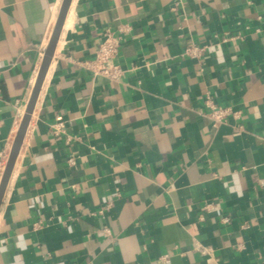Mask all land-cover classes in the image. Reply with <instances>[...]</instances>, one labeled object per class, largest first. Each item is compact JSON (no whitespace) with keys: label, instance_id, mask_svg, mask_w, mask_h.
Segmentation results:
<instances>
[{"label":"crops","instance_id":"obj_1","mask_svg":"<svg viewBox=\"0 0 264 264\" xmlns=\"http://www.w3.org/2000/svg\"><path fill=\"white\" fill-rule=\"evenodd\" d=\"M62 2L0 0V183ZM71 8L0 207V264H264V0ZM109 31L120 82L85 66ZM212 105L233 116L214 126Z\"/></svg>","mask_w":264,"mask_h":264},{"label":"water","instance_id":"obj_2","mask_svg":"<svg viewBox=\"0 0 264 264\" xmlns=\"http://www.w3.org/2000/svg\"><path fill=\"white\" fill-rule=\"evenodd\" d=\"M73 0H63L61 8H60V12L58 15V19L55 25V28L53 30L52 36L50 38V41L48 43V46L45 50L43 59H42V63L40 66V70L38 72V76L36 78V82L34 84L33 90H32V94L30 97V100L26 106V111L25 114L22 118L21 124L19 126L18 132L16 134L11 152L9 154L8 157V161L1 179V183H0V207L3 201V197L8 185V182L10 180V177L12 175V172L14 170L16 161L18 159L20 150L22 148V144L24 141V138L26 136V132L32 117V114L34 112V109L36 107V104L38 102V99L40 97V93L42 90V86L44 83V80L46 78V75L48 73V70L51 66L63 27H64V23L66 21V18L68 16L71 4H72Z\"/></svg>","mask_w":264,"mask_h":264},{"label":"built area","instance_id":"obj_3","mask_svg":"<svg viewBox=\"0 0 264 264\" xmlns=\"http://www.w3.org/2000/svg\"><path fill=\"white\" fill-rule=\"evenodd\" d=\"M121 47L122 38L114 32H107L94 59L86 62L85 66L91 71L93 76H103L112 82H120L124 75V70L118 63ZM202 51L203 50L192 47L187 50L185 55L197 57ZM210 108L211 111L209 116L214 126L227 123L230 117L233 116L231 108L215 105L210 106ZM69 163L74 164V160L71 159ZM224 221H228V219H225ZM162 259L165 264L169 263L167 256Z\"/></svg>","mask_w":264,"mask_h":264},{"label":"bare ground","instance_id":"obj_4","mask_svg":"<svg viewBox=\"0 0 264 264\" xmlns=\"http://www.w3.org/2000/svg\"><path fill=\"white\" fill-rule=\"evenodd\" d=\"M71 11H72V8L69 10L68 16H67L66 21H65V23H64V29H66V28L69 27L70 21L72 20V19H71ZM64 29H63V30H64ZM59 47H61V46H60V42L58 43V47H57L58 50L60 49ZM50 71H51V66H50V68H49V70H48V73H47V75H46V78H45V80H44V83H43V86H42V90H43V88L45 87V84L47 83V80H48V78H49V73H50ZM42 90H41V91H42Z\"/></svg>","mask_w":264,"mask_h":264}]
</instances>
